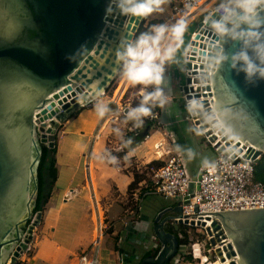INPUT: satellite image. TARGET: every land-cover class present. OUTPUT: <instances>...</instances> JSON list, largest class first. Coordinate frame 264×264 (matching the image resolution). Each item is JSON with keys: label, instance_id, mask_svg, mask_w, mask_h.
I'll return each instance as SVG.
<instances>
[{"label": "water", "instance_id": "water-1", "mask_svg": "<svg viewBox=\"0 0 264 264\" xmlns=\"http://www.w3.org/2000/svg\"><path fill=\"white\" fill-rule=\"evenodd\" d=\"M108 4L109 0H0V264L10 263L21 245L20 227L32 219L39 144L52 148L57 125L117 81V46L132 40L144 23V18L106 13ZM202 24L201 19L194 32L218 43L201 45L209 51L199 66L205 72L192 83L201 84L195 91H201L204 108L214 103L221 123L240 142H226L223 129L210 131L199 114L201 131L216 154L224 150L223 140L232 149L248 144L244 158L255 161L264 153V82L247 84L227 64L215 65L220 42ZM224 47L231 53L239 45L228 42ZM214 130L222 139L215 138ZM205 214L214 217L205 231L220 264H264V209ZM189 215L200 214H181L178 203L160 211L151 228L160 250L138 264L171 262L180 244L169 224Z\"/></svg>", "mask_w": 264, "mask_h": 264}, {"label": "crops", "instance_id": "crops-1", "mask_svg": "<svg viewBox=\"0 0 264 264\" xmlns=\"http://www.w3.org/2000/svg\"><path fill=\"white\" fill-rule=\"evenodd\" d=\"M169 16L170 5L166 2L163 14H153L144 18V21L145 23L167 22ZM182 75H184L183 70L174 65L166 67L168 81L166 90L169 91L170 99L159 110V121L165 132L162 134L159 130H150L142 142L124 150L123 156L118 155L122 157L123 165L118 158L115 162H119V166L110 164L104 157V153L109 152L111 157H115L116 146L118 148L122 146L119 141H125L126 130L130 133L132 123H118L120 113L109 114L104 119H98L92 108L96 99H101L109 104L110 113H113L117 105L121 106L123 102L128 101L125 100V95L135 87L128 86L118 78L115 85L113 84L111 89L108 88L109 93L107 89L95 101L83 103L75 117L67 118L59 124V126L62 124V132L55 142L56 180L41 216V225L46 228L48 237L38 245L37 251L32 256L35 264H74L72 257L75 254L70 255L69 251L74 247L85 249L89 244L87 238L90 239L93 234L94 222L92 214L88 213L87 203L91 195L94 193L99 207L100 203L104 205L111 199L113 193L119 197L128 194L130 185L133 183V174L127 169L128 163L133 161L135 164L145 166L152 161L163 162L164 155L159 158L150 156L153 150L156 151L157 144H162L161 150L160 146L158 147L160 151L175 149V152H179L184 157L187 170L191 175L196 173L199 167L208 164L200 165L196 171L189 170L188 167L191 157L198 155L201 147L195 135L196 132L182 116V108L177 103L179 98L177 92L182 85ZM117 129L120 131L118 132ZM214 153L217 157L215 151ZM126 160L129 162H125ZM69 193L73 194V197L67 198ZM109 205H112V208L117 207L118 210L123 209L115 199ZM138 218L139 221L135 222L133 228L137 234L151 230L152 223L142 213H139ZM93 220H95L94 214ZM69 255L72 256L70 261ZM99 258L100 264H113L116 257L113 251L107 256H102L99 251Z\"/></svg>", "mask_w": 264, "mask_h": 264}, {"label": "clouds", "instance_id": "clouds-1", "mask_svg": "<svg viewBox=\"0 0 264 264\" xmlns=\"http://www.w3.org/2000/svg\"><path fill=\"white\" fill-rule=\"evenodd\" d=\"M167 0H109L106 13L113 11L120 16L147 18L153 14H163ZM198 0H188L185 7L190 10ZM205 25L220 46L216 49L213 63L227 64L237 75H243L247 84L264 82V0H208L200 8ZM188 29L185 15L172 22L152 24L132 40H122L117 46L116 63L119 65V78L130 87L140 86V100L135 107L123 113L124 123L141 127L145 118L153 115V109L163 108L170 99L167 91L166 67L177 63V56L184 44V34ZM238 44L237 50L228 53L224 45ZM151 88V91L148 89ZM186 110L191 115L204 114L208 120H215L213 127H224L215 107L205 109L196 100L186 102ZM93 113L104 119L111 112L109 104L101 99L93 103ZM119 132L120 130L117 129ZM125 141L122 147H128ZM115 162L117 157H111Z\"/></svg>", "mask_w": 264, "mask_h": 264}, {"label": "built area", "instance_id": "built-area-1", "mask_svg": "<svg viewBox=\"0 0 264 264\" xmlns=\"http://www.w3.org/2000/svg\"><path fill=\"white\" fill-rule=\"evenodd\" d=\"M167 2L170 5V16L167 22H172L181 15H185L189 25L194 18L202 16V29L211 32L205 25L203 13L197 15L199 9L207 3L208 0H198L196 6L192 7L190 10L185 7L188 0H167ZM204 40H206V42ZM217 43L218 42L213 39L212 36L199 34L198 31L191 33L182 62L183 65L189 63L191 68H184V83L179 87L183 109L186 112L185 120L197 134L203 137L206 145H209L211 148L212 145L207 142V139L204 137V132L199 129V114H189L185 105L188 100L196 99L200 102L203 100L201 91H195L201 84H193L192 80L200 78L202 76L201 73L205 72V70L199 69V66L204 65V63H201V60H206L208 58L207 54L209 51L207 48L203 49L201 45L207 47L208 45H217ZM194 66H196V69H193ZM210 73L211 72L208 71V75ZM187 79L191 81L190 84L186 83ZM184 88H186V91H184ZM194 93H198L200 96L196 98L194 97ZM138 95L140 96V91ZM118 113H120V107L117 105L116 110L113 113L109 112L107 115H116ZM156 115L157 112H154L153 115L145 118V120L154 121L157 118ZM200 116L202 119H205V122L208 120L206 115L200 114ZM129 131L136 133L137 127L132 126ZM135 133L134 135H136ZM222 147L224 150L217 154L215 160L199 167L195 175H191L188 172L185 159L179 152H168L166 155L167 158L163 160L162 165L151 169V187L147 189V192L142 194V197L147 194H158L164 199L170 200L173 203H178L181 207V214H200L189 215L185 218H177V223L174 224L172 221L169 227L170 230H173V234L175 233L178 240L183 238L182 232L177 230L181 226L187 227L188 230L196 229L197 231L204 232L206 236L204 246L208 257L205 253L203 255L206 256L208 260H210L212 255L215 261L218 260L215 257L214 249L209 245L210 238L205 231L212 223L214 217L205 213L264 209V186L262 183L256 182L253 179V169L257 159L251 161L244 158L249 145L240 144L238 148L233 149L225 147V145H222ZM230 149L231 151L228 152ZM238 150L240 151L239 153L237 152ZM214 151L216 152V150ZM136 186L137 187L130 191V195L134 204H139L137 205V217H139L141 201V199H139V194L142 190V183H138ZM90 199L93 203L92 212L95 218L94 239L91 245L74 255V264H100V244L106 227L101 217V212L94 193L91 195ZM185 199H187V203H185ZM202 224H204V227L201 226ZM126 238H130L128 233H126ZM121 241L120 238L117 240L118 246ZM184 246L185 245H180L179 250ZM195 246L197 249H195ZM196 250L198 252L200 250V253H202L201 247L198 244H193L191 246L193 256ZM178 253L173 259L174 261H176L179 256ZM113 262V264H125V259L122 255L119 256L117 253Z\"/></svg>", "mask_w": 264, "mask_h": 264}, {"label": "rangeland", "instance_id": "rangeland-1", "mask_svg": "<svg viewBox=\"0 0 264 264\" xmlns=\"http://www.w3.org/2000/svg\"><path fill=\"white\" fill-rule=\"evenodd\" d=\"M208 3V2H207ZM205 3V4H207ZM202 19V16H199V18H194L193 21L188 25V29L184 34V44H183V48L181 50V52L178 54L177 56V63L173 64L174 67L179 68L180 70L183 69V53L187 47V44L189 42V38L191 33H193L198 24L200 23ZM119 78V77H118ZM182 83H184V75H182ZM115 85V83H114ZM112 87V86H111ZM111 87L109 89H111ZM139 87H135V89H131L129 92H127V94L125 95V101L123 102V104L120 107V117H119V122L118 123H124L123 121V113L131 106L135 107L136 104L139 102L140 100V96L138 95L139 92ZM109 89H108V93H109ZM149 91H151V88L148 89ZM177 96L179 98H177V103L179 105V107L182 108V112H183V117L186 118V112L183 109V102L181 100V95L179 92H177ZM154 113V112H153ZM157 118L154 120L156 122V126L152 129V130H159L162 134H164L165 129L162 126V124L159 121V116L160 113H157ZM62 125V124H61ZM59 126V124L57 125V128L55 129V138L58 139L61 135V129L62 126ZM132 127V125H130ZM54 132V131H53ZM126 132L128 133V131L126 130ZM40 136L44 135L47 138L46 133H42L39 132ZM168 135V134H167ZM197 136L198 139V143L201 147V152L198 155L192 156L189 162V170H194L196 171L197 168L204 164V163H209L211 161H213L216 157L214 150H211L210 147H208L206 145V143L203 140V137L199 134H195ZM170 137V136H169ZM123 140V139H122ZM124 142L123 141H119V144L122 145ZM160 145V150H161V143ZM45 146H49V144H45ZM115 157H117L118 159H121L120 164L123 165V159L122 157H119L118 155H122L123 156V151L124 148L121 147H117ZM159 149H156V151L153 150L152 154L150 155L151 157H157L156 152ZM172 150V149H171ZM163 151L164 153V159L167 158V153L168 152H175V149H173L174 151ZM104 157L109 161L110 164L112 165H118L119 166V162H113L111 159V155L109 154V152H105L104 153ZM163 159V160H164ZM125 162H129L128 160H126ZM154 162V163H153ZM160 165H162V161H152L151 163L145 165V166H141L139 164H135L133 161H130L128 163V168L132 174L136 173L137 177L139 179L138 183H142V190L141 193L144 194L145 192H147V189H149L151 187V182H150V173H151V169L152 168H157ZM127 167V166H126ZM196 173H192V175H195ZM137 187L136 185L133 187L135 188ZM116 200L118 202L119 205H122V210H118L117 207L112 208L111 206L113 205H109L111 203L112 200ZM140 199V198H139ZM88 203V213L92 214V222L93 223V229H92V235L91 238L87 240L89 245H91L92 241H93V237L95 234V220H93V212H92V203H91V199H89ZM121 203V204H120ZM123 203V204H122ZM139 205V204H138ZM173 205V202L167 199H164L163 197H161L158 194H147L145 196H143L141 198L140 201V213H142V215H144V217L150 222L153 223L154 218L156 217V215L164 210L165 208H169ZM101 206V207H100ZM99 206V210L101 212V217L103 218L106 230L103 232V237L101 240V245H100V251L102 256H107L109 253H111L112 251L115 254V257L118 253V255H122L123 258L125 259V264H138L141 257L146 253V252H153L154 250L159 249L160 250V245L157 242V240L154 238V235L152 233V229L148 230L147 233H142V234H137L136 230H133L131 228H134V224L135 222L139 221V218L135 216V214L132 215L131 210L134 208V202L131 200V195L130 192L124 196H117V194L112 195L111 199H109L108 201H106L103 205V203H100ZM124 210V211H123ZM103 212V213H102ZM42 212L41 213H37L36 215H34L32 217L31 220H29V224L26 225L24 234L22 235V241H21V245L18 246V250L16 251V253L13 255L11 261L9 264H35V261L33 260L32 256L33 254H35V252L38 249V245L45 241L47 239V235H46V228H44L41 225V216H42ZM136 220V221H135ZM129 227V228H128ZM177 229V228H176ZM179 230V228L177 229ZM30 232V234H29ZM126 233H128V235H130V238H126ZM185 233H186V244L184 247H182L179 250V256L177 257L176 261H172L171 264H201L200 259H196L193 255H192V251H191V246L193 244H198L201 247L202 250V254H206V256L208 257V254L206 253V248L204 246V241L206 240V236L204 232L201 231H197L196 229H185ZM121 239V243L119 244V246L117 245V240ZM131 239V240H129ZM87 246V247H88ZM86 247V248H87ZM79 248V250H78ZM83 249V247H74L72 248V250H70V255L72 254H77L79 253L81 250ZM69 255V261L71 260V257ZM190 257L191 258V262L189 263V261L187 260L186 257ZM73 258V257H72ZM210 262L215 261V259H213V256L211 255L210 257ZM39 264V263H37Z\"/></svg>", "mask_w": 264, "mask_h": 264}, {"label": "trees", "instance_id": "trees-1", "mask_svg": "<svg viewBox=\"0 0 264 264\" xmlns=\"http://www.w3.org/2000/svg\"><path fill=\"white\" fill-rule=\"evenodd\" d=\"M157 23H162V21H152V22H147L142 24V26L139 28V30L136 32L135 36L139 35V33L147 30L150 25L152 24H157ZM139 87V86H136ZM160 107L154 108L153 112H159ZM78 112L73 113L69 118H73L77 115ZM156 122L151 120H144V123L141 127H137V132H131L127 133L124 137L125 141L130 140L131 144L128 145V147H123L124 150L127 148H131L140 142H142L149 134L150 130H152L156 125ZM134 133L136 135H134ZM124 141V142H125ZM56 138L53 143L52 148H48L45 145L41 146V156H40V161L37 169V197H36V202L34 203V207L32 210V217L36 215L37 213H41L44 209V206L46 205L48 198L50 196V192L54 186V182L56 180V168H55V154H56ZM154 163V162H153ZM253 179L256 182H260L264 186V153L256 160L254 164V169H253ZM139 182V179L137 177L136 173H133V183L130 185L129 192L133 189L135 185H137ZM139 198H142V193L140 192ZM137 205L134 204V208L131 210L132 215L135 214L137 217ZM29 224V223H27ZM185 229H188L185 226L179 227V230L183 234V238L179 239V244L180 245H185L186 244V233ZM173 233V230H170ZM175 234V233H174ZM159 249L154 250L153 252H146L142 257H146L148 255H156L158 253ZM189 263L191 262V258L188 256L186 257ZM140 259V260H141ZM169 262L168 264H171Z\"/></svg>", "mask_w": 264, "mask_h": 264}, {"label": "bare ground", "instance_id": "bare-ground-1", "mask_svg": "<svg viewBox=\"0 0 264 264\" xmlns=\"http://www.w3.org/2000/svg\"><path fill=\"white\" fill-rule=\"evenodd\" d=\"M206 5L207 4H204L201 8L205 7ZM200 13H202V12L199 11L197 15H199ZM117 94H119V92H117ZM212 107H214V103H212ZM203 121L205 122V119H203ZM205 123H207L209 125L210 129L212 128L210 131H212L213 129H215V128H213L212 122L210 120L209 121L207 120ZM198 126H199V129L201 130L200 124H198ZM213 135L215 136V138H218V139H222V137H223L222 134L219 131H216V130L213 131ZM47 136H48V134H47ZM224 138H225L224 140L226 142H228V143H231V142L232 143H239L240 142V140L238 138H235L229 131H228V135H225ZM224 140L221 142V145H224V143H225ZM159 146L160 145L157 144L155 148L158 149ZM156 154H157L158 158L163 156V153L160 150H158L156 152ZM71 197H73V194L69 193L67 195V198H71ZM195 249H197L196 246H195ZM194 257L196 259H200L201 264H220L218 261H215V262L212 261V262H210L206 256H204L202 253H200V250H199V252L197 250L195 251Z\"/></svg>", "mask_w": 264, "mask_h": 264}, {"label": "flooded vegetation", "instance_id": "flooded-vegetation-1", "mask_svg": "<svg viewBox=\"0 0 264 264\" xmlns=\"http://www.w3.org/2000/svg\"><path fill=\"white\" fill-rule=\"evenodd\" d=\"M39 146H40V150H41V146H42V144H39ZM36 202V199H35V201H33V203H32V210H33V207H34V203ZM27 223H29V221H27L24 225H22L21 227H20V229L24 232L25 231V228H26V224ZM28 225V224H27Z\"/></svg>", "mask_w": 264, "mask_h": 264}]
</instances>
